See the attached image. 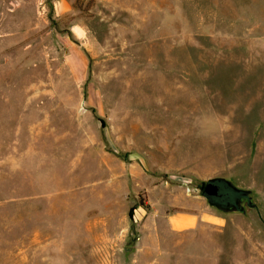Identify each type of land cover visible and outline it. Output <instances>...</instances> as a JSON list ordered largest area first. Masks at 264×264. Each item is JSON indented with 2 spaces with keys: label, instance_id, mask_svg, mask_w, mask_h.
<instances>
[{
  "label": "rangeland",
  "instance_id": "obj_1",
  "mask_svg": "<svg viewBox=\"0 0 264 264\" xmlns=\"http://www.w3.org/2000/svg\"><path fill=\"white\" fill-rule=\"evenodd\" d=\"M0 264H264V0H0Z\"/></svg>",
  "mask_w": 264,
  "mask_h": 264
},
{
  "label": "water",
  "instance_id": "obj_2",
  "mask_svg": "<svg viewBox=\"0 0 264 264\" xmlns=\"http://www.w3.org/2000/svg\"><path fill=\"white\" fill-rule=\"evenodd\" d=\"M201 196L209 208L224 214H244L246 208H256L250 190L238 188L224 178H210L204 182ZM123 251L127 254L133 249L124 248Z\"/></svg>",
  "mask_w": 264,
  "mask_h": 264
},
{
  "label": "crops",
  "instance_id": "obj_3",
  "mask_svg": "<svg viewBox=\"0 0 264 264\" xmlns=\"http://www.w3.org/2000/svg\"><path fill=\"white\" fill-rule=\"evenodd\" d=\"M191 220H192V222H193V225L195 224V219H193L192 217H189ZM175 224H176V222H175ZM179 229V228H178Z\"/></svg>",
  "mask_w": 264,
  "mask_h": 264
},
{
  "label": "trees",
  "instance_id": "obj_4",
  "mask_svg": "<svg viewBox=\"0 0 264 264\" xmlns=\"http://www.w3.org/2000/svg\"><path fill=\"white\" fill-rule=\"evenodd\" d=\"M204 185V184H203ZM202 188H203V186H202ZM202 190V189H201Z\"/></svg>",
  "mask_w": 264,
  "mask_h": 264
}]
</instances>
